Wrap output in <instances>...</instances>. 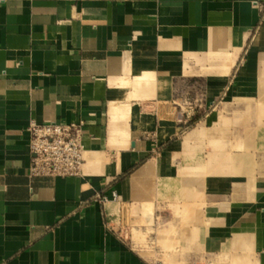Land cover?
<instances>
[{
    "label": "crops",
    "instance_id": "1",
    "mask_svg": "<svg viewBox=\"0 0 264 264\" xmlns=\"http://www.w3.org/2000/svg\"><path fill=\"white\" fill-rule=\"evenodd\" d=\"M33 121L85 124L81 176L29 177ZM0 264H264V0H0Z\"/></svg>",
    "mask_w": 264,
    "mask_h": 264
},
{
    "label": "built area",
    "instance_id": "2",
    "mask_svg": "<svg viewBox=\"0 0 264 264\" xmlns=\"http://www.w3.org/2000/svg\"><path fill=\"white\" fill-rule=\"evenodd\" d=\"M175 104L179 109L180 130L182 134H185L195 125L193 118L201 108V101H193L179 95ZM84 127L85 124L82 122L69 124L31 122L27 130L31 153L29 177L32 179H66L81 176L85 162ZM119 199L116 192L112 193L111 199L107 196H100L102 203L117 202Z\"/></svg>",
    "mask_w": 264,
    "mask_h": 264
},
{
    "label": "rangeland",
    "instance_id": "3",
    "mask_svg": "<svg viewBox=\"0 0 264 264\" xmlns=\"http://www.w3.org/2000/svg\"><path fill=\"white\" fill-rule=\"evenodd\" d=\"M217 104L215 103L211 107L210 111L207 113V116H208L207 120L209 119L211 120V118H213V121L212 120L211 121L214 122L215 121L214 118L219 115V111H220L218 109L219 104L218 105ZM225 112L227 113L226 110ZM210 126L212 125L210 124ZM229 132H231V126H228V125L226 126L224 124L222 126V133L227 134ZM184 176H185V173L182 172L180 175V179H183ZM193 192H194V195L191 197L188 196L189 198L183 196L184 194L183 191L181 192L182 194L181 193L178 194V197L176 198V200L171 201V205L169 209L160 210V213H162L161 215L163 216H160V213H159L160 218L158 221L155 218L154 214H150V217H151L150 220L148 222H145V226H146L145 230H139V231L132 230L133 242H134L135 247L138 248L139 246H141L145 250H152L155 245H159V246H162L166 250V255H168L167 250H172V251L175 250L174 246L181 247V245L185 243L184 236H175V237L168 238V237L162 236V231H164V229L168 227L167 223L171 215H173V218L176 219L175 224L177 225L175 226V228H177V230L181 229V231L185 229L187 227L186 223H188L185 221L186 208L189 209V210L187 209L188 210L187 213H190V215L194 214L195 216L196 215L199 216L201 212L200 210L201 205L198 203L201 201V198H200L201 196L197 195L196 193L197 191L193 190ZM194 224L195 223H193V225ZM190 225H191V222H190ZM129 233L131 232L129 231ZM157 238H158V241H157ZM172 254H175V253L172 252Z\"/></svg>",
    "mask_w": 264,
    "mask_h": 264
}]
</instances>
